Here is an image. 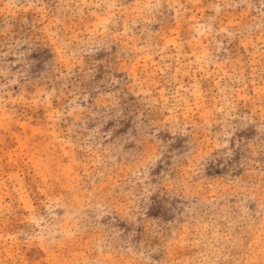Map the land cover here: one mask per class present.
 <instances>
[{
  "label": "rangeland",
  "instance_id": "obj_1",
  "mask_svg": "<svg viewBox=\"0 0 264 264\" xmlns=\"http://www.w3.org/2000/svg\"><path fill=\"white\" fill-rule=\"evenodd\" d=\"M0 264H264V0H0Z\"/></svg>",
  "mask_w": 264,
  "mask_h": 264
}]
</instances>
